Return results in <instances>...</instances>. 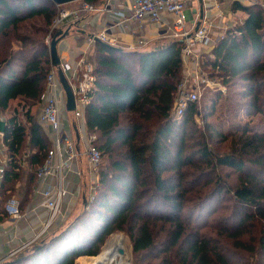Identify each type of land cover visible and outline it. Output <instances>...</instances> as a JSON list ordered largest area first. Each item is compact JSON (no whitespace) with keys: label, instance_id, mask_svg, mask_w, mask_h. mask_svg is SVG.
<instances>
[{"label":"trees","instance_id":"trees-1","mask_svg":"<svg viewBox=\"0 0 264 264\" xmlns=\"http://www.w3.org/2000/svg\"><path fill=\"white\" fill-rule=\"evenodd\" d=\"M236 4L245 19L201 59L220 84L208 87L202 129L198 102L175 114L181 41L149 50L94 41L87 60L95 82L83 113L102 156L94 199L38 248L3 264H77L118 232L132 242L130 264H264V8ZM57 15L52 0H0V113L15 100L28 106L23 121H5L0 222L8 199L26 208L51 148L31 108L46 89V38ZM77 24L64 23L51 41ZM243 114L258 117L257 126Z\"/></svg>","mask_w":264,"mask_h":264},{"label":"built area","instance_id":"built-area-1","mask_svg":"<svg viewBox=\"0 0 264 264\" xmlns=\"http://www.w3.org/2000/svg\"><path fill=\"white\" fill-rule=\"evenodd\" d=\"M126 4H120V10L112 9L118 16V20L108 26L97 35L89 38L94 43V37L100 42L112 47L119 46V39L115 30L119 26H127V23L135 25L137 34L136 44L144 47L148 44L147 39L142 36L147 23L167 28L165 34L172 39L181 41L183 78L178 84L175 98V114L182 116L191 103L199 102L201 88L220 86L218 82L209 78L202 68L201 59L209 53L219 39L223 38L226 29L217 27L215 30L213 20L204 19L194 24L188 15V5L199 0H125ZM246 6L259 5L264 8L261 0H237ZM215 6L219 8L216 3ZM107 8H97L89 3H83L78 8L60 9L54 19L46 43L51 44L53 33L64 23H73L78 20L82 12L99 13ZM167 16H173L174 20L169 25ZM61 69L73 91L75 98V110L72 111L74 119L80 123L74 129L84 146V154L92 177L96 182L91 200L95 196V186L98 182V168L102 162L99 149L95 146L96 135L89 133L86 129L83 113L84 109L91 103V93L94 88L95 75L94 67L85 57L75 61L60 62ZM66 94L58 77V68L51 66L47 77L46 89L41 95V107L37 115L38 122L51 134V148L48 151L46 160L37 174L35 193L41 196L38 207L48 210V219L42 224L41 229L30 242L12 250L9 257L15 256L20 251L33 246L36 242L46 238L59 222L64 221V203L70 193L65 186L67 175L73 171V166L80 156L76 140L64 127L63 110L66 108ZM2 120V119H1ZM7 146L3 134H0V184L7 164ZM48 181V183H47ZM47 183V184H46ZM44 187L42 188V185ZM7 217L16 222L21 219L22 212L20 203L15 198H10L5 203Z\"/></svg>","mask_w":264,"mask_h":264},{"label":"crops","instance_id":"crops-1","mask_svg":"<svg viewBox=\"0 0 264 264\" xmlns=\"http://www.w3.org/2000/svg\"><path fill=\"white\" fill-rule=\"evenodd\" d=\"M232 2H229V0H199L197 2H193L188 5V15L190 21L197 24L199 21L207 18L209 20H213L214 25L216 26V28H214L215 30H219L217 27H223L224 29L231 28L234 26L235 20L239 18L238 13L243 14L240 18H245V13L240 10H235V7H233L234 3ZM216 3L219 5V8L215 6ZM235 3H238L237 0ZM120 4L125 5L126 1L99 0L96 4H93V6L97 8H107V10L99 13H80L77 20L78 24L76 26L77 33L68 34L58 43L57 49L60 61H75L81 56L87 58L88 52L94 44L90 43L88 39L103 31L108 24L118 20V16L113 13L112 9L120 10ZM78 7L79 5L74 8ZM166 20L169 22L168 24L171 25L174 17L167 16ZM63 28H66L65 25ZM166 30L167 28L162 26L147 23L142 31V36L149 41L156 42L167 37V33L165 34ZM137 33L135 25L131 22L127 23V26H119L115 30V34L119 39V46L122 49H129L126 47L132 48V46L137 45L135 38ZM37 108L39 107L34 106L31 108L32 114L36 115V118L38 115ZM63 118L65 129L70 132L76 140L78 150L80 151V156L73 166V171L67 175L65 181V186L70 193L64 203L65 219L67 216H71L75 213L74 208L77 206V199L79 197L84 199V191L89 186V179L92 181L94 178L88 171L89 166L84 154L85 146L81 141H79L77 133L74 129L75 122L73 114L69 113L67 108L63 110ZM46 132L51 139L50 132L48 130H46ZM44 185L45 184L42 185V188ZM40 201L41 196L34 191V196H32L30 202L22 211V217L20 220L14 222L7 217L0 222V264L9 262L28 250L27 248L20 251L15 256L9 257V253L12 250H15L23 244L33 240L38 231L41 229L42 224L48 219V210L38 207ZM63 222L64 221L61 220V222L54 226L52 230L53 233L65 226L63 225ZM77 261L79 262L81 260Z\"/></svg>","mask_w":264,"mask_h":264},{"label":"rangeland","instance_id":"rangeland-1","mask_svg":"<svg viewBox=\"0 0 264 264\" xmlns=\"http://www.w3.org/2000/svg\"><path fill=\"white\" fill-rule=\"evenodd\" d=\"M236 1V0H235ZM235 1L233 0V2H232V0H229V2H232V3H234V5H233V7L235 6H237V4L235 3ZM261 2H262V4L264 5V0H261ZM238 3H241V2H239L238 1ZM79 5V7L81 6V5H83V2H82V0H79V1H75V2H71V3H68V4H65V5H62V6H58V11L60 10V9H71V8H74L75 6H78ZM243 16V14H241V13H238V17L239 18H237L236 20H235V22H234V26H236V25H238V24H240V23H242V22H239V21H243L244 19L243 18H240V17H242ZM245 17H246V15H245ZM61 29V28H60ZM59 29V30H60ZM76 27H74L71 31H70V33L71 34H75V33H77L76 32ZM56 31H58V29L56 30ZM55 31V32H56ZM69 33V34H70ZM169 40H171V38L167 35V37L164 39H161L160 41H156V42H152V41H149V40H147L148 41V44L146 45V46H142V47H140V46H138V45H136V46H132V48L131 47H126V48H129V49H131V50H149V49H151V48H153V47H155V46H157V45H161V44H163V43H165V42H167V41H169ZM94 45V44H93ZM93 45H92V47H93ZM118 47H120V46H118ZM123 47V46H122ZM121 48V47H120ZM122 49V48H121ZM91 53H92V48H91V50L88 52V55L87 56H89V55H91ZM209 88H211V87H209ZM210 89H208V87H205V86H203L202 88H201V98H200V100H199V102H198V110H199V113H198V115H196L195 116V118H196V120H197V123H198V125H199V127L202 129L203 128V117H204V106L206 105V102H207V100H208V96H209V94H208V91H209ZM221 100V99H220ZM221 102L222 101H220L219 103H218V105H217V111H216V115L214 116V118L216 117V116H220L221 115V113H220V107H221ZM38 107L39 108H37L38 109V111L40 110V107L41 106H39L38 105ZM28 109V106H27V104H25V102H21V101H19V100H15V101H13L12 103H11V105H10V108H9V110H7L6 112H4V113H0V119H2L3 121H6V119H8V118H11L12 116H16V115H18V118H19V120H21V121H23L24 120V116H23V113L26 111ZM38 111H37V113H38ZM69 113H72V112H69ZM74 118V117H73ZM212 118V117H211ZM241 119H244V122H246V123H248V124H251V125H255V126H257V121H258V117H248V116H246L245 114H243L242 115V117H240ZM71 120V119H70ZM72 121H73V119H72ZM74 125H77V124H79L80 122L79 121H77L76 119H74ZM87 159V158H86ZM88 171L90 172V174H92V172L90 171V168L88 167ZM95 181L94 180H90L89 179V186H88V188L87 189H85V191H84V197H86V199H90L91 198V194H92V192H93V187H94V185H95ZM84 200H83V198H78L77 199V206L74 208L75 209V213L74 214H72L71 216H67L65 219H63L64 220V222H63V225H65V224H67L68 222H70V221H72L80 212H81V210H82V208H83V205H84V202H83ZM68 220V221H67ZM53 230V229H52ZM55 233V232H54ZM53 231H51L50 232V234L48 235V236H46L47 238H50L53 234ZM115 235H121V236H124V238H125V240H126V249H127V257H128V261L130 260V262L132 261V258H133V248H132V242H131V240H130V238H129V236L128 235H126L125 233H122V232H118V233H113L112 235H110L108 238H107V240H106V242L104 243V244H102L101 245V248H100V252H99V254L98 255H100L103 251H104V249L107 247V245L109 244V242L111 241V239L115 236ZM123 251L125 252V250L123 249ZM97 255V256H98ZM82 257H95V256H81V257H79L77 260H80V258H82ZM92 260H88V262H82L81 263V261H76V263L77 264H89L90 262H91Z\"/></svg>","mask_w":264,"mask_h":264},{"label":"water","instance_id":"water-1","mask_svg":"<svg viewBox=\"0 0 264 264\" xmlns=\"http://www.w3.org/2000/svg\"><path fill=\"white\" fill-rule=\"evenodd\" d=\"M57 6H62V5H65V4H68V3H71V2H75V1H79V0H52ZM61 32L57 33L56 36L53 38V40L51 41V44H50V57H51V64L52 66L54 67H57L58 68V77H59V80L61 82V85L65 91V94H66V108L68 110V112H72L75 110V98H74V94H73V91L67 81V78L64 74V72L59 69V65H60V58H59V55H58V49H57V46H58V43L64 39L68 34H69V31H65L64 34H62L60 37H58V35L60 34ZM58 37V38H57ZM94 40L95 41H99L100 40L98 38H95L94 37ZM110 46V45H109ZM121 49V48H119ZM122 50V49H121ZM6 122L1 120L0 119V134H4L5 133V130H6ZM78 136V135H77ZM79 138V137H78ZM84 201V204L86 205L87 203V199L86 197H84L83 199ZM44 239H41L39 240L38 242H36L33 246L34 248H38L42 242H43ZM32 247V246H31ZM119 252L121 254L124 253L123 249H119ZM128 264H130V260L128 262Z\"/></svg>","mask_w":264,"mask_h":264},{"label":"bare ground","instance_id":"bare-ground-1","mask_svg":"<svg viewBox=\"0 0 264 264\" xmlns=\"http://www.w3.org/2000/svg\"><path fill=\"white\" fill-rule=\"evenodd\" d=\"M119 249H124L125 252L121 254ZM127 253L124 236L115 235L104 251L97 257L93 258L89 264H128Z\"/></svg>","mask_w":264,"mask_h":264}]
</instances>
